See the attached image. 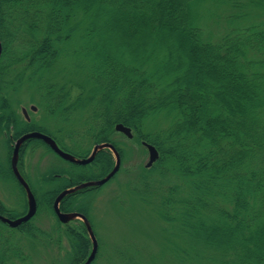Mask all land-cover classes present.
Listing matches in <instances>:
<instances>
[{
  "label": "trees",
  "instance_id": "trees-1",
  "mask_svg": "<svg viewBox=\"0 0 264 264\" xmlns=\"http://www.w3.org/2000/svg\"><path fill=\"white\" fill-rule=\"evenodd\" d=\"M79 29L84 31L80 51L90 71V93L66 105L63 87L48 86L43 98L50 113L67 120L71 111L88 112L85 130L94 144L111 143L120 156L110 180L126 156L110 137L115 124L129 127L133 140L157 149L156 161L139 169L132 186L142 196L161 192L158 214L169 224V235L182 242L171 250V264H264V0H0V135L8 151L0 178H12L24 198L10 166L13 142L30 131L56 139L35 122L20 119L9 93L24 80L36 83ZM26 69L30 73L24 78ZM159 117L167 127L150 130ZM33 140L21 145L17 167ZM65 149L78 158L90 153ZM114 162L103 149L80 165L83 172L43 173L38 181L57 186L44 191L43 201L36 189L31 191L34 216L15 228L0 224L34 244H60L59 230L52 234L33 224L41 204L54 214L52 204L61 191L104 177ZM101 186L66 195L60 211L78 212L92 226L88 205L78 197ZM23 204L16 212L0 201V215L22 216ZM55 218L67 228L69 264L83 263L92 246L84 223L71 228L70 221ZM3 233L0 264H31ZM161 258L152 264H163ZM97 261L98 252L91 264Z\"/></svg>",
  "mask_w": 264,
  "mask_h": 264
},
{
  "label": "rangeland",
  "instance_id": "rangeland-1",
  "mask_svg": "<svg viewBox=\"0 0 264 264\" xmlns=\"http://www.w3.org/2000/svg\"><path fill=\"white\" fill-rule=\"evenodd\" d=\"M81 31L83 29H79L73 35L75 37L73 42L62 44L63 53L60 54L52 68L40 72L36 76L38 77L36 83L24 80L18 91L9 93L8 97L12 108L20 119L42 126L62 146L73 150L76 154L88 149L91 153L95 145L93 138L85 130L88 112L86 110L77 112L74 109L75 111H71L67 120H62L59 114L56 116L50 113V105L46 104L47 100L43 98V94L47 91L48 86L56 87L57 90L63 87L62 91L67 94L66 105L87 98L89 95L91 85L87 83L86 75L90 71L87 60L82 57L80 51L84 34V31L83 34ZM113 35L114 38L118 37L117 34ZM78 50L80 54H78ZM185 60L182 56L181 61L185 63ZM29 73V70L26 69L24 78H27ZM32 106L34 109H31ZM22 109L26 110L28 119L24 116ZM149 127L150 130L155 127L165 129L167 123L164 118L159 117ZM47 135L52 137L50 134ZM110 137L126 152L122 169L112 180L95 192L85 195L86 197L83 195L78 197V200L83 201L89 208L91 227L97 241V264H129L130 262L152 264L161 257L163 264H171L170 262L173 261L171 250L174 245L182 244V242L172 237L171 234L169 235V224L163 221L158 214L161 192L152 191L150 194L142 196L133 191L132 183L135 181L136 173L142 166L145 167L148 160V153L142 144L143 141L133 140V134L131 138H128L118 132H112ZM56 144L63 151L66 150L59 143L56 142ZM65 152L70 153L71 151ZM110 153L114 157L111 151ZM7 154L4 138L0 135V165L4 167L7 166ZM71 164L58 157L41 142L33 140L25 150L21 168L18 167L20 175L30 190L36 189L37 195L43 201L44 191L55 188L57 183H41L38 181L39 178L41 180V175L49 170L60 168L74 173L85 170L81 167L83 165L72 166ZM24 200L27 202L26 195L24 198L12 178H0V201L7 208L20 212ZM41 205L37 216L33 219V224L40 229L52 232V234L59 230L60 244L50 243L48 245L44 242L34 244L19 231H10L8 226L2 224H0V230L4 232V235L9 234L8 237L20 245L23 252L30 257L31 264H69V243L66 235L63 234L67 228L63 225L58 226L55 215L49 207L44 203ZM79 221L81 222L78 218L71 220L68 226L77 228ZM91 248L92 246L90 251Z\"/></svg>",
  "mask_w": 264,
  "mask_h": 264
},
{
  "label": "water",
  "instance_id": "water-1",
  "mask_svg": "<svg viewBox=\"0 0 264 264\" xmlns=\"http://www.w3.org/2000/svg\"><path fill=\"white\" fill-rule=\"evenodd\" d=\"M0 54H1V44H0ZM31 109H34V107L32 106ZM22 112L24 116L28 119L26 110L22 109ZM114 130L116 132H119L125 135L128 138L132 137L131 129L129 127L124 126L123 124H120V123L115 124ZM28 139L41 140L61 159L67 162H70L72 164H76V165L89 164L90 162L93 161L96 153L104 148L109 149L113 153L114 158H115L114 166L104 177L97 179V180L81 182L77 184L76 186L64 189L55 197L53 204H52L54 214L61 223H67L76 218L80 219L84 223L85 228L88 232L89 238L92 243V248L86 260L81 264H91L97 252V241H96V238L94 236V233L91 229V226L87 218L78 212H70V213L61 212L59 208V204H60V201L68 194H71L77 190L87 188V187H98V186L105 184L107 181H109L114 176V174L119 170V167H120V157H119L118 152L116 151L115 147L111 143L104 142V143H99V144L94 145L91 150V153L87 157L78 158L60 149L59 146L56 144V142L50 136L44 133H41L39 131H31V132L22 134L20 137H18L14 141L11 160H10V166H11V170H12L14 177L25 190L26 197H27V209H26L25 214L15 219H10V218L0 215V221L4 222L11 228H15L19 226L20 224L27 222L34 216L36 212L37 205H36V200L34 198V195L32 194L28 184L25 182V180L20 175V172L18 171V167H17L20 147ZM142 144L146 148L147 153H148V160L145 163V167L148 168L156 161V159L159 156V153L152 144H149L144 141L142 142Z\"/></svg>",
  "mask_w": 264,
  "mask_h": 264
},
{
  "label": "flooded vegetation",
  "instance_id": "flooded-vegetation-1",
  "mask_svg": "<svg viewBox=\"0 0 264 264\" xmlns=\"http://www.w3.org/2000/svg\"><path fill=\"white\" fill-rule=\"evenodd\" d=\"M31 132V131H30ZM40 132V131H39ZM44 134H46V133H44ZM47 135V134H46ZM52 138V137H51ZM53 139V138H52ZM54 140V139H53ZM41 141V140H40ZM55 141V140H54Z\"/></svg>",
  "mask_w": 264,
  "mask_h": 264
}]
</instances>
